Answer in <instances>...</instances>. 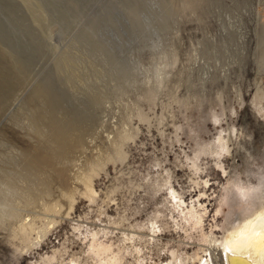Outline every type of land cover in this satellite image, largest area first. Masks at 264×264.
Masks as SVG:
<instances>
[{
	"label": "rangeland",
	"instance_id": "obj_1",
	"mask_svg": "<svg viewBox=\"0 0 264 264\" xmlns=\"http://www.w3.org/2000/svg\"><path fill=\"white\" fill-rule=\"evenodd\" d=\"M239 177L264 181V0H0V264H200Z\"/></svg>",
	"mask_w": 264,
	"mask_h": 264
},
{
	"label": "bare ground",
	"instance_id": "obj_2",
	"mask_svg": "<svg viewBox=\"0 0 264 264\" xmlns=\"http://www.w3.org/2000/svg\"><path fill=\"white\" fill-rule=\"evenodd\" d=\"M41 99V105L36 104L37 107H39L34 113L36 129L42 131L45 130L43 127L49 125L50 128L53 129L54 138L57 140V142L67 145L69 142H71L67 133L69 129L68 121H65L64 118H61L64 119L63 121L60 120L59 116L57 117L54 111L51 110L52 107H49V103L52 100L50 95L48 97L44 96V98H40V101ZM47 129L48 128H46V130ZM226 145L227 144L224 141V146ZM29 165L34 166L36 165V162L30 161ZM263 183V180L259 181V184L256 185V189L253 187L254 190H251V186H249L251 183L249 181H244L240 177L235 180L234 185L237 189V192H239V194L242 196H249L251 198L248 201V204H245L246 206H244L242 209L240 217L238 216L239 218H237L236 221L233 220L234 222L232 223L228 222L230 223V226L225 229L226 231L220 239L210 235L211 241H214V246L212 247L210 245L212 247L210 249L211 256L210 258H204L197 255L196 259H198V261L200 260V264H264ZM115 262V257H109L101 261L100 264H113ZM169 264H185V260L182 258L179 260L176 259L175 253L173 251Z\"/></svg>",
	"mask_w": 264,
	"mask_h": 264
}]
</instances>
